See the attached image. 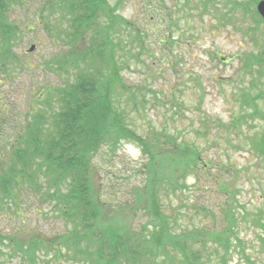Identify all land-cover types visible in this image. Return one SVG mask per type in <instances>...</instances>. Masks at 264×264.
I'll return each mask as SVG.
<instances>
[{"label":"trees","instance_id":"16d2710c","mask_svg":"<svg viewBox=\"0 0 264 264\" xmlns=\"http://www.w3.org/2000/svg\"><path fill=\"white\" fill-rule=\"evenodd\" d=\"M23 1L0 0V71L5 73L9 61L14 60L12 45L21 28L7 16ZM42 2L44 7L34 11L36 20L43 22L49 38L71 53L54 55L44 60V66L69 73L71 78L46 90V97L39 95L23 131L10 136L4 147L6 153L0 154V162L5 165L0 166V210H8L20 222V228L0 230V264H207L211 259L227 264L232 240L237 248L242 244L232 208L235 202L216 206L224 224L215 231L205 224L194 225L192 215L190 225L180 223L178 215L184 208H193L197 214L200 210L205 218L212 216L204 205L178 202L171 207L164 200L168 197L166 190L179 188L180 178L187 173L193 174L196 182L201 174L217 181L221 172L234 170L204 162L194 145L178 142L165 130L146 137L131 127L130 114L143 102L136 100L137 92L121 74L126 67L124 51L131 44L121 36L128 30L131 41L142 45L145 32L140 33L117 13L121 0L113 5L108 0ZM259 57L254 61L259 76L264 78V60ZM18 64L15 68L22 69ZM239 96L243 113L227 128L248 125L247 117L257 116L264 122V112L258 105L264 99V82L255 94L240 88ZM214 122L204 117L201 126L207 130ZM249 139L251 150L264 158V129ZM129 141L139 146L145 158L140 168L141 183L130 188L132 213L139 212L145 218L136 230L132 222L116 218V213L123 211L122 201L117 197L106 200L105 188L98 181L95 184L93 175V160L102 149L113 153ZM217 185V190L231 200L226 191L235 189L233 181ZM32 200L36 213L58 220L59 231L26 228L22 209ZM43 204L48 208L40 209ZM185 214H189L187 210ZM245 259L247 264H254Z\"/></svg>","mask_w":264,"mask_h":264},{"label":"rangeland","instance_id":"374dc122","mask_svg":"<svg viewBox=\"0 0 264 264\" xmlns=\"http://www.w3.org/2000/svg\"><path fill=\"white\" fill-rule=\"evenodd\" d=\"M42 1L25 0L22 6L14 5L7 16L21 28L12 45L14 60L9 61L7 73L0 71V154L6 153L7 139L23 131L39 95L46 97V90L71 78L69 73L44 66V60L64 56L67 50L49 38L43 22L36 20L34 11L42 9ZM108 1L113 5L117 0ZM259 1L121 0L117 7V13L133 28L145 32L142 45L131 41L128 30L121 36L131 43L125 45L126 67L121 74L137 92L136 100L143 102L130 114L131 127L146 137L165 130L178 142L194 145L204 162L213 161L234 170L221 172L217 181L201 174L196 182L193 174L187 173L180 178V187L175 191L168 188V197L162 198L171 207L178 202L204 205L212 216L205 218L200 210L201 214H197L193 208H184L178 215L180 223L190 225L192 215L194 225L205 224L215 231L224 224L216 206L235 202L232 208L242 244L237 248L232 240L227 264H247L245 257L254 264H264V230L260 226L264 227V158L251 150L249 139L264 129V122L257 116L247 117L248 125L240 123L235 129L227 128L232 119L243 113L238 103L240 88L246 87L255 94L264 82L254 61L258 56L264 60V25L256 17ZM29 26L33 30L23 29ZM19 62L23 65L20 70L15 68H19ZM262 63H258L259 69ZM247 64L253 67L248 69ZM258 105L264 112V99ZM204 117L215 121L207 130L201 126ZM144 162L139 146L132 141L123 142L113 153L102 149L93 160L95 184L105 188L106 200L117 197V201H122L123 211L115 216L132 222L133 230L145 221L139 212L133 215L130 208V188L141 183L140 168ZM0 166L4 167V162ZM226 181H233L235 187L226 191L231 200L217 190V183ZM33 201L22 209L26 228L46 233L59 231L58 220L36 213ZM47 208L46 204L40 206ZM185 210L189 214L183 215ZM11 214L0 210V230L20 228V222ZM207 264L219 261L211 259Z\"/></svg>","mask_w":264,"mask_h":264},{"label":"water","instance_id":"95a60500","mask_svg":"<svg viewBox=\"0 0 264 264\" xmlns=\"http://www.w3.org/2000/svg\"><path fill=\"white\" fill-rule=\"evenodd\" d=\"M256 12L260 16V18L264 22V0H261L256 5ZM30 50H33V47L31 46Z\"/></svg>","mask_w":264,"mask_h":264}]
</instances>
